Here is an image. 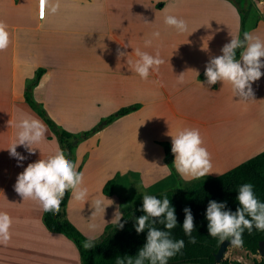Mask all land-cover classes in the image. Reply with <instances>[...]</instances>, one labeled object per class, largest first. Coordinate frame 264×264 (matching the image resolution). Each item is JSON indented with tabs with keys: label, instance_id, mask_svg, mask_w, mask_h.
<instances>
[{
	"label": "crops",
	"instance_id": "1",
	"mask_svg": "<svg viewBox=\"0 0 264 264\" xmlns=\"http://www.w3.org/2000/svg\"><path fill=\"white\" fill-rule=\"evenodd\" d=\"M62 2L67 12H46L40 18L39 0H0V21L7 24L10 33L9 47L0 51V212L13 221L10 241L0 243V264H80L74 244L46 229L39 203L23 201L14 191L18 175L29 163L54 155L46 133L42 142L33 145L35 154L17 147L26 157L22 166H17L18 161L7 150L16 140L17 124L24 118L38 119L24 107L30 81L33 86L28 92L33 100L43 105L61 129L72 134L93 129L122 107L141 105L137 112L93 133L74 154L76 159L84 155L79 172L84 175L82 187L87 189V199L77 201L69 192L65 214L80 232L85 225L84 213L88 214L86 222L92 221L96 199L106 197L104 207L118 212L117 196L103 194L106 183L116 174L134 177L148 173L160 162L156 142L166 140L172 146L171 136L180 130L198 129L206 148L224 142L217 156L220 159L211 161L209 175L223 174L264 151V75L252 84L255 101L248 103H240L228 84L209 86L206 78L198 79L210 59L222 55L225 44L241 37L240 15L230 2ZM28 8L33 9L31 16ZM258 11L262 12L259 16ZM255 14L246 32L264 41L263 2L255 7ZM167 15L186 21L188 30L178 33L167 26ZM77 20L88 22L77 31ZM157 31L158 39L152 36ZM148 40L152 43L146 47ZM137 49L153 56L158 52L164 61L147 80L134 70ZM118 52L125 55L118 56ZM38 69L44 73L36 81ZM181 74L183 83L178 82ZM230 139L236 147H230ZM183 177L178 174V179ZM82 214L80 220L78 215ZM94 225V232L89 223L84 229L87 235L93 233L98 238L108 224L101 221Z\"/></svg>",
	"mask_w": 264,
	"mask_h": 264
},
{
	"label": "clouds",
	"instance_id": "2",
	"mask_svg": "<svg viewBox=\"0 0 264 264\" xmlns=\"http://www.w3.org/2000/svg\"><path fill=\"white\" fill-rule=\"evenodd\" d=\"M40 14L46 12L57 13L59 4H52L51 0H39ZM169 27L175 28L178 33L188 30V25L183 19L174 15H167L164 20ZM8 26L0 21V51H5L10 45V33ZM154 38H159L160 33H152ZM152 41L145 42V46H151ZM237 50L240 51V59L237 60ZM222 55L211 58L205 66L206 83L209 86L221 82L223 86H231L234 97H239L240 103H248L254 100L252 84L258 81L264 73V41L259 37L245 32L243 39L232 38L230 43L221 49ZM125 55L118 52V56ZM139 57L134 70L147 80L151 72L159 71L164 63L159 53L155 56L136 50ZM197 73V72H196ZM198 74V73H197ZM183 75L178 77V82L183 83ZM18 132L16 140L7 149L10 156L18 161L17 166H22L25 156L17 152L18 146H23L29 154H35L33 145L43 141L46 126L35 118H24L17 124ZM172 138L171 152L174 156L173 166L178 174L192 179H199L210 174L212 164L211 155L203 146V139L198 129L185 128L178 131ZM143 147V145H142ZM167 167V166H165ZM84 175L77 171V165L69 160L65 154L57 152L46 159H39L29 163L17 177L14 191L24 200H32L39 203L45 212L58 214L61 203L70 191L77 201L87 199V189L83 188ZM96 199L95 216L105 213L104 201ZM239 208L233 213L226 209V203L210 201L206 209L208 232L213 238L221 242L230 241V246L241 248L243 246V233L247 229L249 233L253 228L264 231V202L255 195L253 185L245 183L238 189L237 196ZM110 201V200H109ZM112 202V201H111ZM145 215L136 220V232L142 233L147 229L146 243L138 250L135 257L118 259L117 264H168V260L174 257L185 246L183 240H174L171 230L177 225L175 209L170 206L167 197L158 199L155 196L144 195L142 208ZM185 219L182 229L185 235L191 237L194 230V218L191 209L185 208ZM122 217H119V221ZM12 218L5 212H0V243L7 244L11 239ZM163 225V230L155 227V224ZM95 229V225H89ZM123 228V224H118ZM192 242H195L194 239ZM86 250L94 247L91 240L83 244Z\"/></svg>",
	"mask_w": 264,
	"mask_h": 264
},
{
	"label": "trees",
	"instance_id": "3",
	"mask_svg": "<svg viewBox=\"0 0 264 264\" xmlns=\"http://www.w3.org/2000/svg\"><path fill=\"white\" fill-rule=\"evenodd\" d=\"M227 1L237 9L241 19V34L245 33L246 14L241 8L245 0H238L237 2L235 0ZM240 51L237 50V60L240 58ZM43 73V69H38L35 80L38 81ZM204 73L200 74L198 78H206ZM24 107L28 112L42 121L46 128L53 131L61 142H67L68 140L76 142L85 141L94 133L92 129L77 134H72L61 129L51 119L43 105L31 98L29 92H25L24 94ZM140 108V104L122 107L102 119L100 123L103 122L105 127L124 116L137 112ZM94 128L97 131V128ZM158 144L163 148L166 163L173 169L171 146L167 142H159ZM68 147L71 150V144ZM118 177L119 175L116 174L113 179L106 183L103 188L104 195L111 196L113 192L107 190V188L112 187ZM245 183L252 184L256 197L261 202H264V151L223 174L199 178L192 182L189 187L177 192L164 190L155 195V197L161 200L165 197L169 199L170 206L175 209L177 218V225L171 230V237L174 240H183L185 244L180 252L168 260V264H198L201 261L209 264L213 261V253L217 250L221 241L209 235L208 221L206 219L207 206L210 201L226 203L225 210L234 213L240 207L237 200L238 189ZM69 192H66L61 203V207L64 208L63 214L44 211L43 223L49 232L60 234L74 244L81 264H117L118 259L136 256L138 250L146 243L147 237V229L145 232L139 234L135 230L136 220L140 216L145 215L140 210L143 201L124 214L118 223L107 225L104 234L99 240L92 241L94 247L86 250L83 244L89 239L80 233L66 218H61L65 216V205ZM185 208L191 209L194 218V230L191 237L185 235L182 229L185 219ZM118 224H123V228L118 227ZM154 226L163 230V225L161 224L157 223ZM263 238L264 231L253 228L249 233L245 229L242 236V248L255 253L258 249V242L263 240ZM193 239L195 242H192Z\"/></svg>",
	"mask_w": 264,
	"mask_h": 264
},
{
	"label": "rangeland",
	"instance_id": "4",
	"mask_svg": "<svg viewBox=\"0 0 264 264\" xmlns=\"http://www.w3.org/2000/svg\"><path fill=\"white\" fill-rule=\"evenodd\" d=\"M62 1L63 0H51V3L52 4H57V3L59 4L58 11L67 12L68 9H63V2ZM82 1H85V0H82ZM235 1L237 2L238 0H235ZM262 2L264 3V0H245L242 3V5H241L242 11L246 14L245 26H246L247 31L251 28L254 17L256 15L255 14V7L257 5H261ZM76 4L80 5L79 3H76ZM27 13L29 14V16H31L33 13V9L28 8ZM260 14H262V12L258 11L257 15L259 16ZM34 22H35V20L33 21V23ZM86 22H88V21L77 20L76 21L77 31L80 29L82 30L83 29L82 24H85ZM243 34H241L240 39H243ZM35 76H36V74H35ZM199 80H203V79H199ZM32 86H33L32 81H30L26 86L27 89L25 88L26 89L25 92L30 91ZM30 96L33 99L32 94H30ZM99 124H97V125H99ZM97 125L95 126L96 128H97ZM103 127H102V129H103ZM93 129H95V128H93ZM102 129H100V130H102ZM100 130L97 129V131H95L94 133H97ZM162 131L164 133H166V130L164 128L162 129ZM46 134L49 138V142L52 146L54 154L62 151L69 160H71L73 163H75L77 165V171H78L79 167L81 165V162L84 159V155H82L81 157L76 159L74 154L77 152V149L80 146V144L84 141L77 142V144H73L74 141H72V140H68L67 142H61L59 140L58 136L48 128H46ZM228 141L232 145V146L230 145V147H236L237 146V144L235 142H232V139H230ZM162 142L169 143V141H166V140H163ZM156 143H157L156 146H157L159 153H160V157H159L160 162L157 161L154 164V166L151 168V170L148 173H144L142 176H139V174H136L137 176H134V177H127V176L123 177L121 175V176H119V178H117L116 183L112 187L107 188V190L113 192L115 194V196H117V198L120 201V208L116 214L112 210H111L112 211V213H111V211L109 210L110 207H107L105 209V213L101 212V213L93 216L91 218L92 221L90 220L91 222L90 221L86 222V220L88 218V214L84 213L86 219H85V225H84V227H82L83 228L82 232H80L78 230V228L68 220L80 233H82L89 240H91V241L99 240V238L104 234L105 228L103 229L102 234L99 235V237L97 238V237H94L95 235L93 233L91 235H87L88 231L84 228L87 227L88 223H89V225H92L95 222H96V224H98L99 222L102 221L105 224L107 223L108 225L116 224L119 222V217H122L124 214H126L128 211H130L134 206H136L137 204H139L140 202L143 201L144 195L155 196L157 193L159 194L160 192H162L164 190L177 192L179 190H183V189L189 187L192 184V182H189V180L187 178H185V176L182 178V180L178 179V173H175L177 171L175 170L174 166L172 167L173 169H171L164 159V152H163L162 146L158 144L159 142H156ZM222 143H224V142H214V144L210 145L209 148H207L208 152L211 155V161H213V160L216 161L217 159H220L217 156L219 155L220 151L222 152V150H219L221 148L220 146H223ZM70 144L72 146L71 150L68 147V145H70ZM169 145L171 146L170 143H169ZM67 149L70 150L69 155H67V152H66ZM225 149L229 150V148H225ZM216 150H218V151L216 152ZM165 166H167V167H165ZM82 216H83V214L81 216L78 215V218L80 220H82L81 219ZM63 217L67 219L66 214ZM92 232H94V230ZM228 251H229L228 256L235 259L236 261H239V262H236L237 264H243V262H245V260L248 259V256H246L245 252L241 248L232 247V248H229Z\"/></svg>",
	"mask_w": 264,
	"mask_h": 264
},
{
	"label": "flooded vegetation",
	"instance_id": "5",
	"mask_svg": "<svg viewBox=\"0 0 264 264\" xmlns=\"http://www.w3.org/2000/svg\"><path fill=\"white\" fill-rule=\"evenodd\" d=\"M261 241L258 242V249L255 253L241 247V249L245 252L246 256H248V259H246L245 262H243V264H264V246L259 249V243ZM219 246H220V244H219ZM219 246H218V248H219ZM218 248L213 253V261L209 264H237L236 262H239V261H236L235 259L231 258L230 256H228V252H229L228 250H229V248H232L231 246H227L225 248L221 258L216 260V253L218 251ZM198 264H206V263L204 261H201Z\"/></svg>",
	"mask_w": 264,
	"mask_h": 264
},
{
	"label": "water",
	"instance_id": "6",
	"mask_svg": "<svg viewBox=\"0 0 264 264\" xmlns=\"http://www.w3.org/2000/svg\"><path fill=\"white\" fill-rule=\"evenodd\" d=\"M243 36H244V34H243ZM103 126H104V123L101 122L99 125H97V129L100 130V129H102ZM92 132H95V129H92ZM73 144H77V142L74 141ZM66 152H67V155L70 154V150L69 149H67ZM63 212H64V208L61 207V210H60L59 213L60 214H63ZM61 218L64 219L63 216ZM227 246H230V241H224V242H221L220 243V246H219L218 251L216 253V260H218L219 258H221L222 254H223V252H224V250H225V248ZM263 246H264V239L259 243V249L262 248Z\"/></svg>",
	"mask_w": 264,
	"mask_h": 264
},
{
	"label": "snow or ice",
	"instance_id": "7",
	"mask_svg": "<svg viewBox=\"0 0 264 264\" xmlns=\"http://www.w3.org/2000/svg\"><path fill=\"white\" fill-rule=\"evenodd\" d=\"M41 16L43 17V10H41Z\"/></svg>",
	"mask_w": 264,
	"mask_h": 264
},
{
	"label": "built area",
	"instance_id": "8",
	"mask_svg": "<svg viewBox=\"0 0 264 264\" xmlns=\"http://www.w3.org/2000/svg\"><path fill=\"white\" fill-rule=\"evenodd\" d=\"M39 17L42 18L41 14H40V11H39Z\"/></svg>",
	"mask_w": 264,
	"mask_h": 264
},
{
	"label": "bare ground",
	"instance_id": "9",
	"mask_svg": "<svg viewBox=\"0 0 264 264\" xmlns=\"http://www.w3.org/2000/svg\"><path fill=\"white\" fill-rule=\"evenodd\" d=\"M40 8V7H39ZM40 11V10H39Z\"/></svg>",
	"mask_w": 264,
	"mask_h": 264
}]
</instances>
